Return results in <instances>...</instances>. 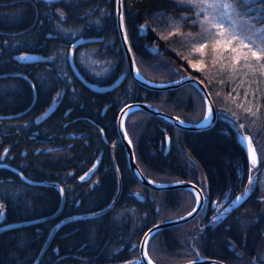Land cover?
Returning a JSON list of instances; mask_svg holds the SVG:
<instances>
[{
  "label": "trees",
  "instance_id": "obj_1",
  "mask_svg": "<svg viewBox=\"0 0 264 264\" xmlns=\"http://www.w3.org/2000/svg\"><path fill=\"white\" fill-rule=\"evenodd\" d=\"M121 3L132 54L146 79L196 74L219 109L212 125L194 131L144 109L125 116L144 175L198 183L193 165L198 161L207 182L209 200L200 215L158 230L146 245L148 256L155 264L201 256L255 264L264 243L259 185L233 213L214 215L250 175L239 122L256 139L259 154L263 149L258 133L264 135V111L256 134L228 99L236 94L241 102L258 98L264 105V55L257 62L262 76L244 72L240 85L252 87L253 79L259 90L243 91L191 66L189 46L213 30L206 31L199 11L205 5L197 8L190 0ZM221 3L232 18L221 16L228 30L260 44L264 54V0ZM116 10V0H0V264H144L138 249L147 229L195 205L189 188L155 190L140 183L116 122L124 104L141 100L183 121H202L204 99L193 84L157 90L135 81ZM259 159L258 168L264 165V157Z\"/></svg>",
  "mask_w": 264,
  "mask_h": 264
},
{
  "label": "rangeland",
  "instance_id": "obj_2",
  "mask_svg": "<svg viewBox=\"0 0 264 264\" xmlns=\"http://www.w3.org/2000/svg\"><path fill=\"white\" fill-rule=\"evenodd\" d=\"M190 1H193L194 4L197 5V8L205 5V7L199 11L203 13V17L207 20L205 21L206 31L213 29L211 31L210 37H207L205 35V37L201 38V40L198 41L197 45L195 42L191 46H189V51L192 53L194 58L191 62L192 68H195V70L202 74L204 70H206L209 77H219L217 78V81L222 83L229 82L231 85L235 84L236 86H240L242 84L244 72L250 74H254L255 72H257L259 75L262 76V74H260L259 70L257 69V62L260 61L262 56L264 55L263 52L260 51V44H252L248 41H245L244 39H238V37H235L236 35L233 32H230L228 30L227 25L224 24L223 19L221 18V16L225 15L227 16L229 22L232 21V18H230V15L228 14V7L226 6V4H220V2H224L225 0ZM211 57L214 59V61L211 60L210 62H208V59H210ZM246 66L249 67L245 68ZM218 68H225V72H219ZM193 75L196 76V74ZM245 86L246 87L244 89H242V86L240 87L243 91L247 90L251 91L252 93H255L256 90H259L260 88L258 83L256 81L254 82L253 79H251L252 87H248L247 85ZM215 95L220 96V94ZM235 95L230 96L231 98L228 99V101L238 106L239 112L242 114V117L245 118L244 122L246 126L250 128V131H253L257 134V130L261 128L259 127V118H261L263 114L264 105L259 104L258 98L255 99V102H252L250 100H244L241 102V99H237ZM205 114L207 115V110ZM241 132H248L250 135L252 134L251 132L246 130L245 132H243V129L241 130ZM258 134V140L259 142H262L263 149H261L260 154L258 150L257 152L259 154L258 156L260 158H263L264 136L260 132ZM128 137L130 138V136ZM255 145L257 146L258 144ZM193 165L195 171L197 172L198 183L205 185L207 182H205V176L200 166V162L196 161ZM261 169L262 170L259 169L260 173L262 172L259 181L257 180L256 176L259 174V170L257 169V167H250V179L248 182L244 183L243 188L240 190L241 194L248 192L252 188V186L255 185V183L258 184L260 187H263L264 189V165ZM257 257L260 262H264V245Z\"/></svg>",
  "mask_w": 264,
  "mask_h": 264
},
{
  "label": "water",
  "instance_id": "obj_3",
  "mask_svg": "<svg viewBox=\"0 0 264 264\" xmlns=\"http://www.w3.org/2000/svg\"><path fill=\"white\" fill-rule=\"evenodd\" d=\"M49 1H53V0H49ZM116 17H117V24H118V30H119V35H120V39L122 40V45H123V49L126 54V59L128 61V71L130 73V75L135 79V81L138 82V84H142L143 86H146L147 88L151 89H157V90H161V89H167V90H171L174 87H180L182 86V84L188 83V84H195V86H197V88L199 89V92L202 95V98L204 99V103L206 105V109L207 110V116L204 119V121L202 122H194V123H190L189 121H183L179 118V116L173 114H169L166 111H161L159 110L155 105H150L148 104V102H142L141 103H137L136 101L131 102L130 104H125L124 106L121 107L120 110V115H118L117 118V131L118 134H120V139L123 141V143L126 145V149H127V154L128 156V163H129V167L131 172L136 175V177L140 180V183L142 185H146L148 187H150L151 189H162L165 190L166 188L172 187V188H177V187H183L185 189L190 188L193 190V192H195L197 195V202L191 210L188 211L187 214H182L176 218H170L167 221H161L159 222L157 225L155 226H151V228H149L147 230V232L144 234V236H142L144 238L143 242L141 243V245H139V256L142 259V261L144 262V264H155L151 258L148 257L147 252H146V244L145 241L148 240V238H150V235L154 234L155 232H157L159 229L161 228H166L169 225H178V223H182V222H188L189 220H191L192 218H196L197 216H199V212L202 208V206L204 205V193L202 191V189L196 185V183H192L191 181H187L184 182L182 180H177L176 182H166V183H161L160 181H153L151 180V178L147 177V175H144L140 168L139 165L136 163L134 155H133V149H132V144L130 142V140L128 139V137L126 136L127 134L125 133V128H124V122H123V118L125 116V114L127 111L131 110V109H137V110H141V109H145L147 110V112L153 113L155 115L158 116V118H160L162 121L164 120L165 122H168L169 125L172 126H177L180 127V129H187L190 131H194L195 129H203L206 126L212 125L214 123V121L216 120L217 117V109L215 107V105L213 104V99L210 97L209 92H208V88H206V86L201 83V81H199L200 79L197 78L194 75H188V74H183L181 77H179L178 79L175 78L174 80H171L169 82L165 81V82H161V83H157V81H153V80H147L141 73L140 71H138L137 66L135 64V60L132 54V50L130 48V44H129V40H127V36H126V30L124 29V19H123V15H122V8H121V0H116ZM81 40H78L77 42H80ZM70 62L72 64L71 61V56H69ZM74 65V64H73ZM241 140V144L243 146V149H245V153L247 155V158L250 159L249 161L252 164L257 165L259 159L257 156V152H256V148L254 146L253 140L250 136L249 133L247 134H242L240 137ZM245 196L244 195H240V196H236L233 197L230 200V203L227 204L226 206H224L222 208V210L219 212L220 214L218 216H227L231 213V211H233L235 208H237L241 202H243ZM114 202V201H113ZM113 202L111 204H109L110 206L113 204ZM108 205V206H109ZM54 230V228H53ZM53 232V231H52ZM54 233V232H53ZM52 234V233H51ZM36 262V261H35ZM34 262V263H35ZM203 263H207V264H226L225 262H221L217 259H208L207 257H201V258H196L193 259L189 262H181L180 264H203ZM176 264V263H174ZM260 264V263H258Z\"/></svg>",
  "mask_w": 264,
  "mask_h": 264
},
{
  "label": "bare ground",
  "instance_id": "obj_4",
  "mask_svg": "<svg viewBox=\"0 0 264 264\" xmlns=\"http://www.w3.org/2000/svg\"><path fill=\"white\" fill-rule=\"evenodd\" d=\"M133 111V109H131V110H129V111H127L126 113H131ZM125 133H126V130H125ZM127 134V133H126ZM127 137H128V135H126ZM128 139L130 140V138L128 137ZM130 142H131V140H130ZM133 154H134V152H133ZM134 158H135V155H134ZM135 161H136V159H135ZM137 163V162H136ZM150 238H151V235H150ZM143 240H144V238L142 237V240H141V243L143 242ZM148 240H149V238H148ZM148 240H146L145 241V244H147L148 243ZM141 243H140V245H141ZM189 262V261H188ZM177 264H179V263H177Z\"/></svg>",
  "mask_w": 264,
  "mask_h": 264
},
{
  "label": "flooded vegetation",
  "instance_id": "obj_5",
  "mask_svg": "<svg viewBox=\"0 0 264 264\" xmlns=\"http://www.w3.org/2000/svg\"><path fill=\"white\" fill-rule=\"evenodd\" d=\"M254 187H255V186H253V188L251 189L252 191H253ZM250 193H251V191H250ZM250 193H249V194H250ZM248 196H249V195H248Z\"/></svg>",
  "mask_w": 264,
  "mask_h": 264
}]
</instances>
